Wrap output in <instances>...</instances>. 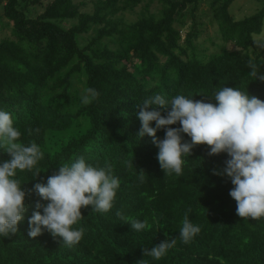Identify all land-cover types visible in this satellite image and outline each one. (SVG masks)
I'll use <instances>...</instances> for the list:
<instances>
[{
  "label": "trees",
  "instance_id": "trees-1",
  "mask_svg": "<svg viewBox=\"0 0 264 264\" xmlns=\"http://www.w3.org/2000/svg\"><path fill=\"white\" fill-rule=\"evenodd\" d=\"M235 1L95 0L87 12L85 1L0 0V109L11 113L18 142L35 143L43 153L32 171L17 173L28 210L16 233L0 236V264H264V217H239L230 179L213 175L227 154L209 156V146L197 145L181 176H166L152 138L137 137L138 103L156 94L202 100L230 86L264 101V80L247 68L251 59L264 74V51L247 53L263 29L264 0L241 20L230 12ZM153 2L161 5L158 12H151ZM140 7V17L128 22L124 15ZM202 14L218 29V52L200 48ZM88 87L98 97L83 105ZM81 157L110 167L119 179L112 208L81 209L74 227L82 238L71 247L47 230L28 237V218L40 199L34 185ZM9 158L0 149V162ZM185 216L200 228L187 244L178 238ZM130 219L146 228L131 231ZM174 238L160 260L144 256L145 248Z\"/></svg>",
  "mask_w": 264,
  "mask_h": 264
},
{
  "label": "clouds",
  "instance_id": "clouds-1",
  "mask_svg": "<svg viewBox=\"0 0 264 264\" xmlns=\"http://www.w3.org/2000/svg\"><path fill=\"white\" fill-rule=\"evenodd\" d=\"M251 59L247 62L249 75L264 80V74ZM194 100L177 94L170 100L156 94L138 103L137 118L141 128L137 137L149 136L158 148L156 158L166 176H181L187 157L197 145H207L208 155L227 154L222 169L214 168L213 175L226 176L233 187L230 197L236 202V214L242 218L264 217V101L242 91L240 87L222 86L212 96ZM98 92L85 88L80 97L83 105L92 103ZM213 102H209L207 98ZM153 107V110H149ZM163 108L162 115L156 108ZM155 122V126H151ZM179 123V127H170ZM164 138L158 139V130ZM190 137L185 141L184 135ZM19 130L14 127L10 112L0 109V149L9 159L0 162V236L16 233L24 220L28 205L26 192L17 178L18 172L32 171L43 157L37 144L19 143ZM40 172H37L35 177ZM119 179L110 167H96L78 158L70 164H61L59 170L36 183L39 196L28 218V237L35 238L47 230L69 247L80 242L82 229L74 227L82 217L81 209L91 206L92 212L106 213L112 206ZM46 201L47 203H42ZM131 231L146 228V222L130 219ZM198 225L187 216L181 222L178 238L185 244L199 233ZM177 238V237H176ZM167 239L144 249V256L160 260L176 243ZM139 264H146L143 260Z\"/></svg>",
  "mask_w": 264,
  "mask_h": 264
},
{
  "label": "rangeland",
  "instance_id": "rangeland-1",
  "mask_svg": "<svg viewBox=\"0 0 264 264\" xmlns=\"http://www.w3.org/2000/svg\"><path fill=\"white\" fill-rule=\"evenodd\" d=\"M78 2L85 1L88 3L87 8L84 10L87 12L92 11V4L95 0H77ZM263 4L261 0H236L232 6L230 7V12L235 16L237 20L244 19L247 16L253 15L258 10L262 8ZM161 8V5L158 2H153L151 6V12H158ZM203 11L207 9L206 3L204 2L202 7ZM142 8H138L135 12H128L124 15L128 22H135L141 15ZM200 22L205 23V28L202 30V35L198 40L201 49H205L207 54H212L218 52V46L222 44L220 39L218 29L214 26H211L208 23L207 17L202 14L198 19ZM73 22H70L72 24ZM191 24V21L188 20V25ZM92 34H87L80 39L82 45L86 44L89 41V38ZM184 36V34H183ZM255 43L254 46L251 47L247 53L250 55H254L256 53L264 51V25L262 32L259 35H255ZM228 48H232V46L228 45ZM80 92L82 91V85H80Z\"/></svg>",
  "mask_w": 264,
  "mask_h": 264
}]
</instances>
